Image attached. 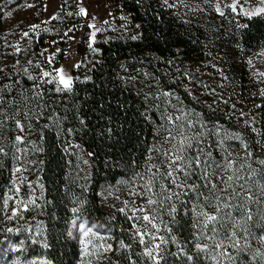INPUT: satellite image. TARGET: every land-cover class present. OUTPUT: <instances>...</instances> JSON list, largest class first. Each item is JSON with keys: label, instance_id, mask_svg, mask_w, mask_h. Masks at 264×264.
<instances>
[{"label": "rangeland", "instance_id": "1", "mask_svg": "<svg viewBox=\"0 0 264 264\" xmlns=\"http://www.w3.org/2000/svg\"><path fill=\"white\" fill-rule=\"evenodd\" d=\"M155 1L156 11L169 20L181 45L172 58L165 59L166 64L148 49L139 60L130 52L120 60L119 78L134 83L144 104L139 107L140 117L151 132L139 139L124 178L105 197V206L125 214L133 231L143 235L151 250L171 241L170 224L176 221L171 209L175 206L190 220L199 260L264 264V164L260 163L264 160V31L256 42H245L251 37L250 23L264 25V13L248 15L264 8V0ZM81 7L87 15L80 14ZM96 29L99 31L90 48ZM139 30V24L124 17L122 7H112L111 0H0V144L5 133L11 161L3 187L0 264H51L40 234L33 235L31 230L36 223L41 138L35 132L36 125L26 124L30 119L20 124L23 130L17 127L16 119L20 115L31 118L29 108L35 109L54 95L58 100L67 96L70 90L57 91L58 87L63 89L58 69L73 77L71 89L90 81L96 63L103 60L102 47L111 41L127 45L129 40L140 38ZM152 60L156 71L164 72V82L153 77ZM77 64L79 67H74ZM45 71L50 73L48 77L43 75ZM42 115L41 127L51 131L45 124L50 117ZM169 116L182 117L175 123L183 124L186 134L195 137L194 147L186 155H200L214 166L225 164L227 157L234 162L232 169L208 168L211 175L205 179V169L193 164L184 188L175 187L171 178L165 179L171 169L164 153L176 143L165 142L167 130L176 131ZM190 121L192 128L187 127ZM17 136L22 137L21 142ZM64 141L75 145L72 139ZM86 166L85 161L79 164L81 181L88 178ZM176 176L178 184L185 173ZM149 179L153 180L152 191L146 184ZM149 200L155 203L149 204ZM138 208L144 211H136ZM204 212L218 218L209 227H205V217L198 215ZM144 215L153 217L156 227L144 221ZM80 225L91 231L85 236ZM70 226L78 247L77 264H106L114 249L110 237L82 219L73 220Z\"/></svg>", "mask_w": 264, "mask_h": 264}, {"label": "trees", "instance_id": "2", "mask_svg": "<svg viewBox=\"0 0 264 264\" xmlns=\"http://www.w3.org/2000/svg\"><path fill=\"white\" fill-rule=\"evenodd\" d=\"M111 3L112 7L123 8L124 17L139 24L140 38L129 40L127 45L120 41L104 45L103 60L96 63L90 81L75 85L60 100L54 95L35 109L32 106L28 110L31 118L20 115L15 122L22 125L30 119L26 124L36 125L35 132L41 138L38 148L42 159L38 166L39 189L34 209L36 223L31 230L33 235L40 234L51 264H77L78 247L70 234L71 222L76 219L93 224L113 241L112 256L106 264H154L145 256L149 248L141 243L127 216L104 203L105 197L111 195L117 182L124 178L125 167L131 164L139 139L151 132L140 117L139 107L144 104L133 88L134 83H125L119 78L120 60L128 57V52L139 60L148 49L161 64H166L165 59L172 58L181 43L169 20L156 11L155 0H111ZM250 30L251 37L245 41L248 45L256 42L264 25L250 23ZM38 47L41 46H36L39 54ZM154 61L150 65L155 73L153 77L164 82L167 80L164 72L156 71ZM42 113L50 117L45 124L51 131L41 127ZM5 138L2 133L0 220L3 187L11 170ZM65 138L72 139L75 145L67 144ZM84 161L89 175L81 181L78 170ZM174 214L176 221L170 224L171 241L153 249V255L159 253L160 264H210L203 258L199 260L198 251H194L196 243L191 239L192 227L185 211L177 210ZM188 255L194 260L189 261Z\"/></svg>", "mask_w": 264, "mask_h": 264}, {"label": "snow or ice", "instance_id": "3", "mask_svg": "<svg viewBox=\"0 0 264 264\" xmlns=\"http://www.w3.org/2000/svg\"><path fill=\"white\" fill-rule=\"evenodd\" d=\"M29 7H31V5H29ZM233 10H235V6L233 5ZM217 11H219V8L217 9ZM260 13H264V8H257L255 10V12H249L248 15L254 16V15H258ZM72 13H69V15H71ZM80 14L82 15H87L86 9L81 7L80 8ZM221 15H223V13H220ZM55 18V17H53ZM95 19V18H93ZM31 27L35 28L37 27L36 25H32ZM90 28H94L95 29V25L94 24H90L89 25ZM96 31H99V29H96L95 31L92 32V40L89 43V47L92 48V43H94V38L96 35ZM25 36L28 35L27 32L24 33ZM65 35H67V33H65ZM135 38V37H134ZM93 51H96L95 49H92ZM74 67H79V64L74 65ZM25 71H27V69H25ZM57 74L59 76V84L63 86V89L61 88H57V91H61V90H71V86H72V82H73V77H71L70 75H66L65 74V70L63 68L58 69L57 70ZM43 75L45 77H48L50 75L49 72L45 71L43 73ZM49 83H51L52 81H48ZM164 95H170V93H164ZM183 118L180 116H177L175 118H172L171 116L168 117V121L169 123H172L174 125V128L176 129V131L174 132L173 129H168V136L165 137V142L168 141H176V143L172 144L170 148H168L164 155L166 157V163L167 166L171 169L170 171H168L165 174V179L171 178L172 183L175 185V187L177 188H184L185 187V182L187 177L189 176V171L188 169L193 167V164L195 165V167L200 168L203 167L205 170L203 172V176L205 179H207V177L209 175H211V173H209L207 171L208 168H214V167H220L222 170L224 171H228L231 170L233 167V161L227 159V157L225 158V164L221 165V164H216L215 166L213 165L212 161L210 160H202L200 155H197L195 157H191L186 155L185 153L188 151V149H191L194 147V139L195 137H189L186 134V130L184 129L183 124H176L175 121H179L182 120ZM194 126L193 122H188L187 127L188 128H192ZM17 127H21V125L18 123ZM21 130L22 127H21ZM180 137L179 139H177V137ZM16 140L18 142L22 141V137L17 136ZM198 151H202V149L198 150ZM261 164H264V160L260 161ZM157 171H160V169L158 168ZM180 172H184L185 173V178L180 180V183H176V179L178 178L176 176L177 173ZM155 175V174H154ZM232 177L229 176V180H231ZM153 183L152 179H149L146 184L148 186V191H152L151 188V184ZM189 188H195V185H190L188 186ZM213 188H216L215 185H213ZM185 195H187V191H185L184 193ZM213 198H216L214 193H213ZM168 199H171V196L168 197ZM149 204L155 203V201L153 200H149L148 201ZM217 211H219V209H216ZM75 211V210H74ZM136 211H144V209L142 208H138L136 209ZM171 211L173 213H175L177 211V208L175 206L172 207ZM198 215H203L205 217L206 223H205V227H209L214 221H216L218 218L216 215L214 214H210L207 212L204 213H198ZM144 221L148 222V223H152L153 227H156V225L153 223L154 218L150 217L149 215H144L143 216ZM248 219H252V217L249 215ZM80 230L83 232V234L86 236L88 234V232L91 231V229H87L85 230L84 225H80ZM138 235H141L140 233H137ZM143 235H141V243H143ZM219 246V245H218ZM156 249L160 248V245L157 244L155 246ZM197 249H199L200 251H203V249L201 248L200 245H197ZM145 256H148L151 258V260L154 262V264H160V259H162V257L159 256V253H157L156 255H153V250L149 249L146 250V252L144 253ZM188 260L189 261H193L194 257L192 255H188Z\"/></svg>", "mask_w": 264, "mask_h": 264}, {"label": "built area", "instance_id": "4", "mask_svg": "<svg viewBox=\"0 0 264 264\" xmlns=\"http://www.w3.org/2000/svg\"><path fill=\"white\" fill-rule=\"evenodd\" d=\"M38 52H39V54H40V55H42V54H43V50H42V48H41V47H38Z\"/></svg>", "mask_w": 264, "mask_h": 264}]
</instances>
